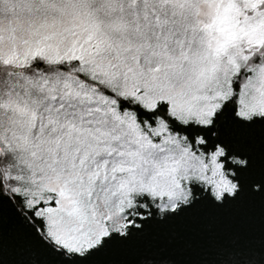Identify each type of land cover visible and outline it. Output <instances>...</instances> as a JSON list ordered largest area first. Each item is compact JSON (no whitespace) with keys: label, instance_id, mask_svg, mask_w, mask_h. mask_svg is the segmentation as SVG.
<instances>
[{"label":"snow or ice","instance_id":"1","mask_svg":"<svg viewBox=\"0 0 264 264\" xmlns=\"http://www.w3.org/2000/svg\"><path fill=\"white\" fill-rule=\"evenodd\" d=\"M0 264H264V0H0Z\"/></svg>","mask_w":264,"mask_h":264}]
</instances>
